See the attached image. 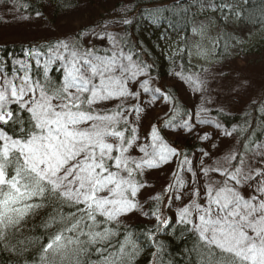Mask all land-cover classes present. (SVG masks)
I'll list each match as a JSON object with an SVG mask.
<instances>
[{"label":"snow or ice","instance_id":"obj_1","mask_svg":"<svg viewBox=\"0 0 264 264\" xmlns=\"http://www.w3.org/2000/svg\"><path fill=\"white\" fill-rule=\"evenodd\" d=\"M105 35L113 48L104 54L83 48L79 39L61 40L48 48L42 76L30 75V66L16 61L24 74L0 82V253L17 257L14 264H135L142 249L133 233L125 229L123 239L118 237L122 217L148 215L137 199L145 187L139 177L145 168L182 155L156 125L150 142L138 143L143 109L126 102L139 100L129 84L145 71L114 36ZM40 55L35 53L37 68ZM57 61L63 69L59 82L49 76ZM147 84H140L145 92ZM112 101L119 103L110 108ZM133 113L136 122L128 119ZM184 126L191 130L187 121ZM135 149L143 155H132ZM257 149L253 159L264 162V144ZM187 164L185 157L178 167ZM201 171L203 203L194 188L176 213V222L194 238L190 264H264V168L232 152ZM147 236L155 242L151 230Z\"/></svg>","mask_w":264,"mask_h":264},{"label":"trees","instance_id":"obj_2","mask_svg":"<svg viewBox=\"0 0 264 264\" xmlns=\"http://www.w3.org/2000/svg\"><path fill=\"white\" fill-rule=\"evenodd\" d=\"M76 1L13 0V3L19 12L27 15L41 14L48 4L53 7L54 15L58 16L75 9ZM122 5V2L119 3L117 8ZM129 7L123 18L130 23H123L116 38L126 54H131L133 59L146 69L148 75L158 82L168 81L175 72L182 76L196 75L200 70L194 60L199 61L198 54H202V50H208L204 62H222L231 59L235 52L238 53L235 59L242 55H256L259 58L264 55V0H133ZM203 28L207 31L212 29L215 35L208 32L203 35ZM198 31L203 37H199ZM77 39L83 48L99 49L100 54L104 53V49L84 43L80 35L76 36L74 41ZM35 44L36 47L32 44L0 46V73L9 79L22 76L23 69L16 61L26 58L27 52L33 53L34 56L36 52H40L42 56L46 55L53 42ZM28 65L30 75L35 77L39 73L42 76V64L37 68L33 61H29ZM49 76L59 82L63 77L61 64L52 65ZM163 91L169 101L164 112L165 122L157 121L158 124L161 123V131L167 125L181 126L177 121L181 123L189 113V108L180 98L176 87H165ZM211 113L221 125L232 131L234 145L230 142V147H226L231 153L234 149L238 158L250 156L253 148L264 142V93L235 112L213 110ZM203 127L208 126L205 124ZM233 129L236 131L233 132ZM178 131L181 134L177 139L163 138L171 147L182 153L177 156V161L181 162L185 157L190 159L193 153L205 144L195 142L193 131L186 134ZM215 138L213 136L211 142L215 141ZM244 145H247V148ZM226 147L224 152L227 155ZM163 197L164 195L159 201L150 199L145 203L150 217L148 222L121 225V235L118 239H123L126 229L133 233L142 249L135 264H190V260L194 259L189 254L194 238L184 231V226L175 224L177 222L173 220H170L168 225L159 224L152 215L153 212L157 215L162 213ZM39 219L40 217H37L36 223H39ZM149 230L154 233L155 242L148 239ZM153 253H156L155 257ZM17 259L6 252L0 253V264H6L8 261L14 264Z\"/></svg>","mask_w":264,"mask_h":264},{"label":"rangeland","instance_id":"obj_3","mask_svg":"<svg viewBox=\"0 0 264 264\" xmlns=\"http://www.w3.org/2000/svg\"><path fill=\"white\" fill-rule=\"evenodd\" d=\"M132 1L77 0L75 9L56 16L53 7L48 4L45 5L40 15H27L16 9L13 0H0V46L32 44L36 47L35 43L37 42H43L44 44L53 42L52 46H55L61 40L74 41L75 37L80 35L84 43L88 45L111 50L113 45L105 34H111L116 38L123 25V22H121L123 14L130 9L129 5ZM121 2L123 5L117 8ZM125 19L124 17L123 20ZM201 32L203 35L207 32L215 35L212 29L207 31L203 28ZM201 32L198 31L200 38L203 37ZM124 53L126 54L125 51ZM207 53L208 50H202V54H198L199 61L194 60L200 70L196 75L182 76L180 73L175 72L168 81L158 82L151 78L144 68L145 74L139 75L135 82L129 84L131 90L139 92L140 96L139 100L130 98L126 102V106L131 107L138 104L143 109L138 121V135L140 137L138 143L148 144L150 142L148 134L151 126L156 125L160 129L161 123L158 124L157 121L162 120L165 122L164 112L167 109L169 97L164 94L163 89L174 86L177 88L184 104L189 108V113L181 123L177 121V124L181 126L166 124L167 126L161 131V135L174 140L180 137L181 132L178 130L185 134L193 131L195 132V142L205 144L188 159L190 164L178 167L177 157H172L168 163L161 164L157 168H145L144 174L140 176L145 187L140 190L137 199L142 205L143 212L147 213L145 203L148 200H153L152 197L154 196L161 197L164 195L163 209L160 216L169 221H177V210L190 201L194 188H199L200 202L203 203L205 177L201 171L202 166H214L216 161L221 160L226 155L224 148L226 146L230 147V142L234 145L232 136L225 135L226 131H232L221 125L211 112L213 110L226 113L235 112L253 98H258L264 93V55L261 58L256 55H242L235 59L238 54L235 52L231 59L222 62H204ZM47 55H50V53L44 56L40 55L42 65ZM26 56V58L18 61L27 64L29 61H33L36 64L34 55L29 56L27 52ZM60 64L57 61L52 65L59 66ZM5 77L7 76L0 73V82ZM145 80L148 81L149 91L147 92L140 87V84ZM197 82H200L198 90ZM156 89H159V91H155ZM116 103H119V101L109 102L108 107H114ZM128 119L130 122H136L135 113L129 115ZM200 120H207L209 123H200ZM185 121L191 126V130L184 126ZM205 124L208 127H203ZM217 124L220 125L219 128ZM205 134H207V139H203ZM213 136L216 138L215 141L211 142ZM261 144H264V142ZM257 150V146H255L253 153L243 159L246 164H258L259 167L264 168V162H260L259 157L253 159ZM205 152L209 155L205 156ZM233 152H235L234 149ZM229 153H231V150L227 148V154ZM131 154L136 157L143 155L138 149L133 150ZM189 167L192 171L187 170ZM173 172H176L178 177L183 180V187H181L180 180L173 176ZM193 172H195V176H193ZM209 177L211 179L220 178L215 173H210ZM169 185H172V187H169ZM177 196H180V199H176ZM149 219L150 217L143 215L142 212H133L126 217H122V225L128 226L138 222H148Z\"/></svg>","mask_w":264,"mask_h":264}]
</instances>
